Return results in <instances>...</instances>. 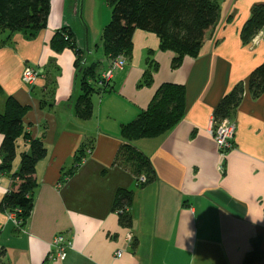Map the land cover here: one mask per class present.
Segmentation results:
<instances>
[{
    "label": "crops",
    "instance_id": "0c3cea01",
    "mask_svg": "<svg viewBox=\"0 0 264 264\" xmlns=\"http://www.w3.org/2000/svg\"><path fill=\"white\" fill-rule=\"evenodd\" d=\"M218 2V19L198 54L184 56L175 69L173 52L159 48L156 34L136 29L124 66L114 71L108 91L91 95L92 113L85 120L73 111L80 93L75 54L69 47L54 51L50 41L67 27L82 61L97 62L98 74L105 70L110 57L96 50V0L82 1L83 22L80 0H50L44 28L32 35L0 33V112L9 96L25 106L24 129L46 149L35 165L37 186L26 221L15 224L0 209V264H242L254 237L261 236L264 249V91L253 98L246 83L264 62V27L247 43L240 38L252 5L264 0ZM148 58L157 69L151 83L141 85ZM25 66L39 72L31 85L21 81ZM241 81L242 99L231 115L234 145L221 160L210 118ZM164 82L185 86V112L167 132L132 141L153 174L140 181L144 174L136 179L123 159L120 130ZM80 150L84 155L76 161ZM28 151V140L19 136L11 172ZM10 183L0 172V201ZM118 189L133 191L131 227L121 226L113 210ZM57 233L71 245L62 258L51 259ZM253 264H264V258Z\"/></svg>",
    "mask_w": 264,
    "mask_h": 264
},
{
    "label": "trees",
    "instance_id": "16d2710c",
    "mask_svg": "<svg viewBox=\"0 0 264 264\" xmlns=\"http://www.w3.org/2000/svg\"><path fill=\"white\" fill-rule=\"evenodd\" d=\"M111 7V18L105 27L103 50L109 57L130 55L132 35L136 29L156 34L161 50L173 52L170 66L177 68L184 56L195 57L200 49L204 35L216 23L219 16L217 0H107ZM50 12V0H0V33L7 36L14 31H23L28 35L44 28ZM264 27V2L253 4L250 14L244 22L240 38L244 43ZM2 41H5L3 39ZM50 45L54 51L69 47L75 54L79 94L74 98L73 111L81 120L88 119L92 113L91 95L108 91V84H99L97 62L82 63L81 51L76 47L72 31L59 28L52 36ZM139 84L149 85L157 63L150 58ZM247 87L253 98L264 91V62L256 66L249 74ZM1 92V87H0ZM244 83L238 82L222 97L213 115L216 120L231 117L242 99ZM186 89L183 84L164 82L155 90L147 107L140 111L130 122L121 126L124 140L123 159L135 176L143 173L145 181L152 179L148 158L132 145V141L161 135L174 127L185 112ZM26 107L14 98L7 97L4 109L0 112V172L7 174L10 186L0 201V209L15 211L23 224L29 217L33 206L34 192L37 186L34 176L35 165L46 153L42 141L32 138L25 131L22 118ZM23 136L29 142V151L20 158L17 171L11 172V162L15 157V141ZM76 157L80 160L84 154ZM137 179V178H136ZM133 200L131 189H118L115 193L113 210L118 214L121 226L131 227L132 215L129 208ZM261 236L251 240V248L245 252L242 264H253L264 258Z\"/></svg>",
    "mask_w": 264,
    "mask_h": 264
},
{
    "label": "built area",
    "instance_id": "2783aa9c",
    "mask_svg": "<svg viewBox=\"0 0 264 264\" xmlns=\"http://www.w3.org/2000/svg\"><path fill=\"white\" fill-rule=\"evenodd\" d=\"M125 56L119 54L115 57L110 58L108 66L99 74V84H108L111 80L115 70L121 69L125 63ZM39 76V72L30 67L25 66L21 72V81L24 84L31 85L35 82L36 78ZM209 133L212 135L216 149L219 152L221 160L225 157V154L234 145L235 138V123L231 117H225L220 120H216L212 114L209 122ZM221 169V164L219 165ZM140 181H145L144 176L139 177ZM8 216L14 221L15 224H19L20 220L16 217L15 211L8 212ZM128 240H131V235H128ZM71 245V241L62 233H57L53 236L50 244V254L51 259H59L65 254L66 249ZM115 255L119 257L121 255V250H117Z\"/></svg>",
    "mask_w": 264,
    "mask_h": 264
},
{
    "label": "rangeland",
    "instance_id": "374dc122",
    "mask_svg": "<svg viewBox=\"0 0 264 264\" xmlns=\"http://www.w3.org/2000/svg\"><path fill=\"white\" fill-rule=\"evenodd\" d=\"M96 2L98 3V6H97L98 7L97 8V21H98V25L100 26V34H99V37H98L96 50H97L98 54L103 57L105 53H104V50H103L102 42H103V36H104V32H105V27H106V25L108 24V22L110 21V18H111V7H110V5H109L107 0H96ZM110 58H112V57H110ZM80 59H82V55H81Z\"/></svg>",
    "mask_w": 264,
    "mask_h": 264
},
{
    "label": "water",
    "instance_id": "95a60500",
    "mask_svg": "<svg viewBox=\"0 0 264 264\" xmlns=\"http://www.w3.org/2000/svg\"><path fill=\"white\" fill-rule=\"evenodd\" d=\"M82 1L83 0H80L79 11H78V16H79V18H80L81 21H82ZM62 27H65V26H62ZM86 50H87V48H86ZM82 63L84 64L86 62L83 60ZM81 69H82L81 67L78 68L77 73H76V78L78 76V73H80Z\"/></svg>",
    "mask_w": 264,
    "mask_h": 264
}]
</instances>
